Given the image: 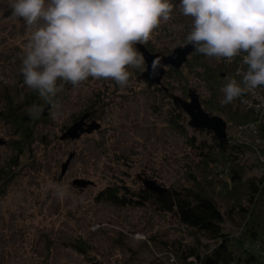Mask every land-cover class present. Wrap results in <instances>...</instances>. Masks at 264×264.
<instances>
[{
    "label": "rangeland",
    "instance_id": "374dc122",
    "mask_svg": "<svg viewBox=\"0 0 264 264\" xmlns=\"http://www.w3.org/2000/svg\"><path fill=\"white\" fill-rule=\"evenodd\" d=\"M173 3L172 18L140 44L152 54L169 56L187 44L191 18L181 13L179 0ZM0 8V264H198L197 256L210 255L219 241L187 230L153 201L119 207L99 197L107 188H120L141 201L137 195L145 178L168 191L199 184L216 194L231 264H264V196L253 197L248 187L262 179L258 164L264 150L252 147L251 157L238 152L236 161H222L240 183H217L209 160L222 158L215 154L212 133L190 128L171 100H187L194 90L202 109L222 118L229 136L236 135L238 126L247 124H238L245 113L236 101L222 104L220 91L227 77H235L233 68L215 57L199 62L189 57L180 71L166 68L161 89L140 78L144 63L129 66L128 86L92 77L76 86L58 81L56 95L43 98L24 84L20 72L29 34L22 21L9 17L7 0H0ZM218 74L224 76L216 80ZM10 105L29 117L21 134L6 120ZM85 114L86 124L98 130L60 141ZM71 153L75 157L59 180ZM75 180L93 185L77 189Z\"/></svg>",
    "mask_w": 264,
    "mask_h": 264
},
{
    "label": "clouds",
    "instance_id": "9594fccd",
    "mask_svg": "<svg viewBox=\"0 0 264 264\" xmlns=\"http://www.w3.org/2000/svg\"><path fill=\"white\" fill-rule=\"evenodd\" d=\"M7 6L29 34L23 82L41 96H55L58 81L76 86L89 77L128 86L129 66L145 63L136 45L148 42L174 9L173 0H7ZM179 9L191 18L185 41L197 53L242 58L241 79L227 77L220 89L222 104L264 87V0H179ZM157 68L154 61L153 74Z\"/></svg>",
    "mask_w": 264,
    "mask_h": 264
},
{
    "label": "trees",
    "instance_id": "16d2710c",
    "mask_svg": "<svg viewBox=\"0 0 264 264\" xmlns=\"http://www.w3.org/2000/svg\"><path fill=\"white\" fill-rule=\"evenodd\" d=\"M204 56V54L194 51L190 57L194 61L199 62L203 60ZM174 74L179 75L178 72H174ZM223 76V74H218L217 76L213 77H215L216 80H219ZM261 89L264 94V87H261ZM44 97L45 96H43V98ZM235 105L238 109H240L238 104ZM173 106L177 111L181 110L180 106L174 102ZM16 109L18 110V107ZM16 109H13V106L11 105L8 106L9 113L6 117V120L11 122L12 125L18 129V133L21 134L22 131L26 129L27 123H29V117L24 116L21 112H16ZM240 120L241 121H239L238 124L253 122V118L245 114L240 117ZM260 136L264 139V127L260 128ZM213 141L215 145V154L222 158V160H216V158L209 160L212 162L210 165L213 167L212 173L216 178V180H214L217 183L220 181H226L228 184L240 183V178L238 177L239 175L230 170L229 163L226 164L222 162H228L230 160L236 161L237 159L235 156L238 153L237 150L228 148L227 141H218L215 137H213ZM216 148H218V150H216ZM216 165L227 166L229 173L225 180L220 179L218 172L214 168ZM248 187L253 191V197L256 198L259 196H264L263 178L258 181L256 186L252 182H249ZM123 191L125 192L122 193L120 188H107L99 194V197H102L109 203L119 207H128L133 205L140 206L144 205L146 202L153 201L155 205L160 208V211L166 214L174 215L177 218L179 224L185 227L187 230L195 231L205 236L210 241H219V246L214 249L210 255H207L204 258H199L197 256V259L199 260L198 264H231L234 261V258L227 246V236L222 233L224 216L219 211L217 200L214 197L216 194L200 188L199 184L196 185L195 189L191 190L182 189L178 192L174 190H167L166 193L161 197L143 188V190H140L139 195H137V198L141 199V201H139L132 198L134 194L128 198L126 194L127 190L125 189ZM76 248L80 253H84V250L80 247L76 246ZM191 255L195 256L194 253H191L190 256ZM91 264L99 263L95 262Z\"/></svg>",
    "mask_w": 264,
    "mask_h": 264
},
{
    "label": "water",
    "instance_id": "95a60500",
    "mask_svg": "<svg viewBox=\"0 0 264 264\" xmlns=\"http://www.w3.org/2000/svg\"><path fill=\"white\" fill-rule=\"evenodd\" d=\"M138 49L142 53L145 61V71L141 75V79L148 84L162 88V81L166 76V68H170L174 71H180L181 68L187 63L188 58L194 53V49L191 45L186 44L184 47H179L175 49L171 55L163 56L159 54L150 53L143 45H137ZM158 62L157 71L153 74L152 64L153 62ZM172 102L180 106L182 112L189 118L188 125L194 131H206L212 133L213 137L218 141H224L227 137V124L226 122L217 116H210L206 113L201 106V102L198 94L194 90H189L187 92V100H183L177 96H171ZM89 115H83L78 121H76L72 126H70L60 137V141H77L83 135H90L95 130H98L96 124L87 125ZM0 145L3 143L0 141ZM75 153L68 155L67 160L61 166V173L59 180H61L71 163L74 159ZM93 183L85 180H75L72 186L77 189H84L88 186H92ZM143 188L149 192H152L159 197L166 193V189L158 185L156 181L149 180L147 178L142 179Z\"/></svg>",
    "mask_w": 264,
    "mask_h": 264
},
{
    "label": "built area",
    "instance_id": "2783aa9c",
    "mask_svg": "<svg viewBox=\"0 0 264 264\" xmlns=\"http://www.w3.org/2000/svg\"><path fill=\"white\" fill-rule=\"evenodd\" d=\"M220 60L225 66L227 65L233 68L232 73L237 80L241 79V77L237 75V70L242 67L241 57H235L231 62H227L222 58ZM234 101L238 103L240 110L253 118V122L238 126L236 135L229 136L227 134L224 141H227L228 148L236 149L239 153H248V157H251V151L248 150L252 147H262L260 150H264V142L259 131V128L264 126V96L260 87H258ZM216 150H218V148H216ZM253 152L256 153L258 157L260 156L259 151L253 150ZM258 166L262 174V178L264 179V159H260ZM214 168L218 172L220 179L227 178L229 173L227 166L216 165Z\"/></svg>",
    "mask_w": 264,
    "mask_h": 264
}]
</instances>
